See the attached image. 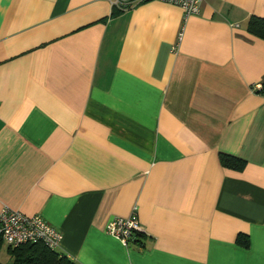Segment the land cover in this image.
Returning a JSON list of instances; mask_svg holds the SVG:
<instances>
[{"label": "crops", "instance_id": "1", "mask_svg": "<svg viewBox=\"0 0 264 264\" xmlns=\"http://www.w3.org/2000/svg\"><path fill=\"white\" fill-rule=\"evenodd\" d=\"M252 16L264 0L187 17L162 0H0V208L40 215L78 264H264ZM133 214L140 244L106 233Z\"/></svg>", "mask_w": 264, "mask_h": 264}, {"label": "built area", "instance_id": "2", "mask_svg": "<svg viewBox=\"0 0 264 264\" xmlns=\"http://www.w3.org/2000/svg\"><path fill=\"white\" fill-rule=\"evenodd\" d=\"M142 0H109L111 7L124 10L132 7ZM164 2L179 6L185 17L198 14L201 3L204 0H162ZM172 52H176L177 45H172ZM264 83L257 82L252 85L255 93L264 95ZM142 227L136 216L114 217L106 226V233L113 236L123 245H128ZM0 237L7 245L16 247L25 243L40 242L51 250L59 247L62 234L51 226L40 215H28L21 211L12 209L7 205L0 208Z\"/></svg>", "mask_w": 264, "mask_h": 264}, {"label": "trees", "instance_id": "3", "mask_svg": "<svg viewBox=\"0 0 264 264\" xmlns=\"http://www.w3.org/2000/svg\"><path fill=\"white\" fill-rule=\"evenodd\" d=\"M247 31L256 37L264 39V18L258 16L250 17L247 22ZM262 91H264V89H262ZM219 159L223 166L233 169H242L245 164L243 159L226 153H220ZM140 236H142V233L137 232L133 236V239H131V242H138V244H140ZM2 242L0 237V245ZM237 242L242 246H247L248 237L245 235H238ZM8 253L10 255V262H0V264H78L64 254L47 248L40 242L25 243L16 247L8 245Z\"/></svg>", "mask_w": 264, "mask_h": 264}, {"label": "rangeland", "instance_id": "4", "mask_svg": "<svg viewBox=\"0 0 264 264\" xmlns=\"http://www.w3.org/2000/svg\"><path fill=\"white\" fill-rule=\"evenodd\" d=\"M0 262L9 263L10 255L8 253V245L3 241L0 245Z\"/></svg>", "mask_w": 264, "mask_h": 264}]
</instances>
